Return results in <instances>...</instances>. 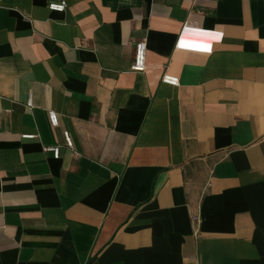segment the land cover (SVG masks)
Returning a JSON list of instances; mask_svg holds the SVG:
<instances>
[{
  "label": "crops",
  "instance_id": "obj_1",
  "mask_svg": "<svg viewBox=\"0 0 264 264\" xmlns=\"http://www.w3.org/2000/svg\"><path fill=\"white\" fill-rule=\"evenodd\" d=\"M60 1L0 0V264H264V0Z\"/></svg>",
  "mask_w": 264,
  "mask_h": 264
},
{
  "label": "built area",
  "instance_id": "obj_2",
  "mask_svg": "<svg viewBox=\"0 0 264 264\" xmlns=\"http://www.w3.org/2000/svg\"><path fill=\"white\" fill-rule=\"evenodd\" d=\"M48 8L51 11L54 12H64L67 8V2L62 0L60 2H52L49 4ZM147 51H148V46H147V41L145 39L139 40L135 43V54H134V60L132 63L131 69L134 72H144L146 70L147 66ZM161 82L164 84H168L170 86H179L180 85V80L176 76H172L169 74H165ZM50 122L51 125L56 127L59 124V119L58 115L54 112L50 113ZM25 138H33V135H25ZM65 140H66V145L68 147H73V141L72 138L69 134V132H65ZM46 152H52L55 158H59L61 154V148L59 146H54V147H46L45 148ZM195 221L197 220V217L195 216L193 218Z\"/></svg>",
  "mask_w": 264,
  "mask_h": 264
}]
</instances>
